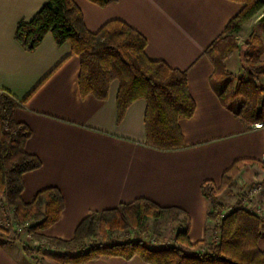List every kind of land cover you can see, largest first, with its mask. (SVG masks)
<instances>
[{"label":"crops","instance_id":"0c3cea01","mask_svg":"<svg viewBox=\"0 0 264 264\" xmlns=\"http://www.w3.org/2000/svg\"><path fill=\"white\" fill-rule=\"evenodd\" d=\"M46 1L0 0V94L6 91L22 100L46 78L26 105L15 111L16 120L32 131L26 151L41 160L38 169L23 176V199L29 202L38 191L56 187L65 201L59 220L42 234L71 239L86 216L146 198L188 215L190 243L209 238L213 221L208 217L210 205L202 193L203 182L220 186L223 173L235 161L244 160L236 182L264 186V131L253 130V124L223 105L213 87L214 64L205 53L242 4L233 0H119L102 7L90 0H73L90 31L122 20L146 38L149 59L187 72L195 111L179 121L185 148L160 151L145 143V100L133 102L118 123V80L111 82L105 100L82 97L80 59L71 54L69 43L59 46L49 33L35 50L28 51L17 41V24L32 19ZM260 60L264 61V51ZM176 222L180 226L175 233L182 226ZM260 230L258 245L264 250V222ZM25 259L30 261L20 244L0 241V264H25ZM82 264L149 263L136 255L130 259L103 256Z\"/></svg>","mask_w":264,"mask_h":264},{"label":"trees","instance_id":"16d2710c","mask_svg":"<svg viewBox=\"0 0 264 264\" xmlns=\"http://www.w3.org/2000/svg\"><path fill=\"white\" fill-rule=\"evenodd\" d=\"M90 1L103 7L119 0ZM233 1L241 3L242 9L205 53L214 64L213 87L219 99L250 125L264 120V84L259 82V77L264 76V61L260 60L264 46L261 44L254 56L247 54L259 60L258 64L249 67L247 81L234 83L224 61L238 48L236 34L254 16L264 13V0ZM49 33L57 45L69 43L71 54L79 57L78 86L82 97L93 95L105 100L111 82L118 80L117 122L123 120L133 102L143 99L146 102V145L160 151L185 148L179 121L192 117L195 111L187 72L172 68L162 60L149 59L145 54L147 40L140 32L122 20L108 21L99 30L90 31L73 0H47L32 19L17 24L15 38L26 50L33 51ZM45 79L22 100L6 91L0 94V194L6 206L12 209L14 220L25 232L36 237H43L39 233L59 220L65 201L56 187L38 191L29 202L23 199V176L38 169L41 160L26 151L32 131L27 124L16 120L15 111L26 105ZM243 163L244 160L235 161L223 173L220 186L212 181L202 184V193L210 205L208 217L214 221V229L219 233L218 242L209 244L203 253L195 252V249L202 247L204 240L193 244L189 241L187 214L140 198L86 216L71 239L49 238L57 247L68 250L49 255L61 264H82L103 256L130 259L136 255L149 264H264V250L258 245L263 218L242 202L224 213L225 207L218 197L221 186L241 171ZM181 213L183 219H180ZM164 217L182 224L174 236V244L156 248L143 240L117 239L116 234L121 229L132 227L145 231L148 219ZM98 235L103 241L84 246L87 240ZM29 249L25 246L24 252L31 253Z\"/></svg>","mask_w":264,"mask_h":264},{"label":"rangeland","instance_id":"374dc122","mask_svg":"<svg viewBox=\"0 0 264 264\" xmlns=\"http://www.w3.org/2000/svg\"><path fill=\"white\" fill-rule=\"evenodd\" d=\"M259 14L254 16L248 23V27H244L238 34H236V42L238 48L232 53V55L224 61V67L226 71L231 75L233 82L236 83L238 80L247 81L249 74V67L252 64H258L259 60L248 56L247 54H254L256 50L261 46V32L264 30L262 27L263 24L257 25L255 27L253 34L250 35L252 29L254 28L255 21L259 18ZM248 56V57H247ZM259 82L264 84V76L259 77ZM264 168V167H263ZM237 175H234L231 181H228L225 185L221 186V189L218 193L220 201H222L225 210H229L234 205H236L239 200L243 199L246 195L245 186L250 184L239 185L236 182ZM238 197L240 199H238ZM249 197V196H248ZM246 197V203L243 206H259L264 207V187L256 195ZM243 203V202H242ZM244 204V203H243ZM180 219H183L180 216ZM147 228L145 231H141L137 228H125L118 231L116 234L119 241L122 240H143L144 242L150 244L153 247H164L168 246L171 243L174 244L175 240L172 238L175 233V229L179 225L176 221H172L169 217L153 219L150 218L147 220ZM214 221L212 226V234L209 238H206L205 244L196 248L195 252L203 253L208 250L209 244L217 243L219 240V233L214 229ZM180 226V225H179ZM182 227V226H181ZM180 227V228H181ZM39 234H42L40 232ZM176 234V233H175ZM43 235V234H42ZM175 236V235H174ZM172 238V239H171ZM0 241L3 242H17L20 244L23 253L28 258L25 259V264L29 262L30 264H56L60 263L57 260L50 257V253L55 252H68L65 248H59L55 244L50 242L48 237H36L33 234L27 233L24 231L22 225L18 224L12 214V209L6 206L4 197L0 194ZM93 241H103L101 236H96V238L89 239L85 242L84 246H88ZM172 241V242H171ZM28 246L31 253L27 254L24 252V247ZM85 248V247H84ZM47 253V254H45Z\"/></svg>","mask_w":264,"mask_h":264},{"label":"built area","instance_id":"2783aa9c","mask_svg":"<svg viewBox=\"0 0 264 264\" xmlns=\"http://www.w3.org/2000/svg\"><path fill=\"white\" fill-rule=\"evenodd\" d=\"M252 129L253 130H263L264 131V120L263 121H259V122H255L252 125ZM262 161H264V154L262 156ZM263 187H264L263 184L260 183V182L253 183V184H250L248 186H245L244 189L246 190L245 192H246L247 196H244L243 199H242L244 205L246 203V199H247L246 197H248V196L250 197V196H254V195L258 194L263 189ZM246 207L249 208L250 210H252L257 215L261 216L263 218V220H264V207H259V206H252V208L248 207V206H246ZM230 209L224 211V213L229 212Z\"/></svg>","mask_w":264,"mask_h":264},{"label":"water","instance_id":"95a60500","mask_svg":"<svg viewBox=\"0 0 264 264\" xmlns=\"http://www.w3.org/2000/svg\"><path fill=\"white\" fill-rule=\"evenodd\" d=\"M261 23H262V24L264 23V13H262V14L259 16V18L255 21L254 28L252 29V32L250 33V35L253 34V31H254L255 27H257V25H259V24H261Z\"/></svg>","mask_w":264,"mask_h":264}]
</instances>
